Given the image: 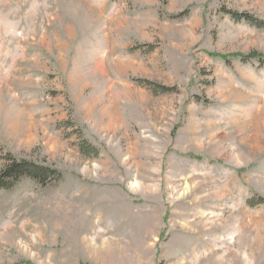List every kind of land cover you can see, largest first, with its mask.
I'll use <instances>...</instances> for the list:
<instances>
[{
	"label": "rangeland",
	"instance_id": "1",
	"mask_svg": "<svg viewBox=\"0 0 264 264\" xmlns=\"http://www.w3.org/2000/svg\"><path fill=\"white\" fill-rule=\"evenodd\" d=\"M10 158L0 264H264V0H0Z\"/></svg>",
	"mask_w": 264,
	"mask_h": 264
},
{
	"label": "trees",
	"instance_id": "2",
	"mask_svg": "<svg viewBox=\"0 0 264 264\" xmlns=\"http://www.w3.org/2000/svg\"><path fill=\"white\" fill-rule=\"evenodd\" d=\"M229 14L237 21L241 19H251L247 14H239L235 12H229ZM247 59L248 57H244V60L247 61ZM89 147L90 148L84 150L87 154H89V149L93 148L92 146ZM93 151L96 154L98 153L95 148H93ZM59 176L58 172L50 167L41 166L27 160L17 161L10 158V162L0 171V189H10L22 178H29L40 182L41 184H47L49 181H52ZM249 203L250 205H253L252 201Z\"/></svg>",
	"mask_w": 264,
	"mask_h": 264
}]
</instances>
